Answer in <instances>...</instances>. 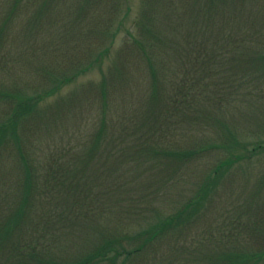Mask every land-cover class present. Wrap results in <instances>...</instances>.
<instances>
[{"label":"rangeland","instance_id":"obj_1","mask_svg":"<svg viewBox=\"0 0 264 264\" xmlns=\"http://www.w3.org/2000/svg\"><path fill=\"white\" fill-rule=\"evenodd\" d=\"M191 36L198 50L210 49L215 41L218 60L226 58L221 46L227 41L228 54L234 58L257 56L251 66L238 68L253 80L237 89L240 96L227 92L231 96L222 94L225 100L221 103L202 106L210 118L205 123L201 119L196 124L180 123L174 131L172 119L169 128L167 123V127L158 124L160 134L168 136L165 145L170 149L200 142L220 146L223 139L228 144L236 141L238 146L250 144V150L253 143H264V61L260 59L264 56V0H0V53L10 52L8 56L25 61L18 75L14 70L3 75L4 82L7 78L20 85L46 84L44 57L57 63V67L51 66L53 72H60V67L74 72L80 61L98 58L99 62L77 72L74 80L41 102L18 130L26 161L34 175H42L33 183L29 195L33 205L26 221L42 208L41 201L50 202L54 197H48L41 180L51 169V159L57 173L58 150L68 153L72 169H79L66 170L67 182L86 186V202L93 197L92 209L87 208L89 212L83 216L89 226L83 225L82 233L75 231L73 243H69L68 229L51 231L57 233L56 255L66 249L64 255L72 256L102 235L126 233L127 238L137 240L133 236L177 212L197 193L199 182L217 159L215 149L208 152L209 157L194 161L136 157L141 133L136 132V124L133 133L127 130L130 118L151 125L154 119L148 111L166 112L162 107L166 89L160 88L158 98L149 100L154 90L148 55L161 68L156 56L174 58L171 49ZM155 71L160 74L159 69ZM100 127L104 136L94 150ZM255 152L214 184L216 188L189 223L162 232L138 255L120 257L116 264H205L220 244L242 241L248 244V251L264 248V226L261 234L252 232L251 220L264 219V149ZM21 174L15 151H1L0 207L4 214L20 195L22 186L16 183ZM101 185L118 186L116 197L99 196ZM94 212L98 214L93 216ZM258 238V244L250 242Z\"/></svg>","mask_w":264,"mask_h":264},{"label":"trees","instance_id":"obj_2","mask_svg":"<svg viewBox=\"0 0 264 264\" xmlns=\"http://www.w3.org/2000/svg\"><path fill=\"white\" fill-rule=\"evenodd\" d=\"M7 23L5 21V24ZM183 41L185 42L182 45H177L175 49H171L175 54L173 55L174 58L166 59L167 54L156 56L159 57L156 61L161 68L155 67L152 63L155 57L148 55V63L151 66L150 70L153 78L152 89L154 90L149 100L155 101L159 96L158 92H161L160 88L166 89L167 91L165 90L166 93H164L165 103L162 106L165 107L166 112L160 110L155 114L148 111L154 119L151 125L140 124L141 122L134 123L133 119L130 118L131 122L127 130H131L132 132H129L133 133L136 124V132L141 133L138 138L139 148H136V157L158 155L176 161H194L197 157L199 159L209 157L208 152L215 149L217 159L214 165L199 182L200 185L197 193L194 194L195 196L191 197L177 212L168 214L166 218L158 220L152 226L140 232L139 235L133 236L135 239L138 238L137 240H131L129 236L127 238L126 233L102 235L94 240L90 246L82 251L78 250L72 256L64 255L68 251L60 249L58 245L57 248L61 250V253H64L60 256L56 255L55 241L57 233L51 234V231L60 228L68 229L69 243H73L74 237L77 236L75 231L82 233V226H89L84 221L83 216L89 212L87 208H91L93 197L86 202L84 200V197L88 195L86 186H83V183H78V181L67 182L65 172L71 168L72 163L67 158L68 153L58 150L57 173L56 168H54L56 162L51 159V169L43 175L41 180L47 190L48 197L54 195L56 198L51 197L50 202L41 201L43 203L42 208L38 213L36 210L26 221V213L33 205L29 198L33 183L35 178L42 175H34L32 165L26 161V147L22 145L18 130L23 125L22 121L30 116L33 117L41 102L55 95L59 88L74 80L77 77V72L79 74L84 70L87 71L95 63H99L98 58L87 62H76L78 68L74 72H69L60 66V72H57V69H55L56 72H53L51 66L57 67V63L55 65L54 59L44 57L41 62L44 63L45 71L43 73L45 74L44 81L46 84L20 85L15 81L10 82L7 78L4 82L3 75H9L13 70V74L18 75L17 73L24 69L25 61L13 58L10 55L9 57L8 53L10 52L0 53V102L2 103L0 104V152L12 148V151H15V157L20 161L22 170L21 181L16 183H20L19 185L22 186L20 195H18L14 205L16 207L11 206L7 214H4L2 207H0V264H116L120 257L130 259V257L138 255L137 253L155 236H161L159 234L166 230L189 223L197 215L207 194L216 188L214 184L218 180H222L228 171L245 163L248 158L256 153V150L264 149V143L261 142L253 143V148L251 147L249 150L250 144L238 146L239 144L236 141H234L236 144H228L226 143L227 140L223 139H221L220 146L213 145L210 142H200V144L191 146L187 143L188 146L186 147L174 145L175 149H170L168 145H165V141H167L165 138L168 136L165 135L164 138L163 134H160L157 130L158 124L161 127H167L168 125L169 128V120L172 119L174 131L180 126V123L196 124L199 119L204 123L207 122L210 118H208L202 106L216 105L217 102L221 103L225 100L222 94L227 92L233 94V96H240L241 91L237 89L244 85H250L253 77L250 78L239 73L238 68H241L243 64V68L251 66V63L256 62L257 57L247 58V60H243L242 57L234 58V56L228 54L227 46L229 42L227 41L221 46V50L222 55L224 56L226 53V58H228L223 57L224 59L218 60L215 41H212L211 48L207 50H198L199 47L192 36L183 39ZM260 59L264 61V56ZM28 63L30 62L28 61ZM262 63L264 65V62ZM15 64H19V68H16ZM216 67H220L219 70ZM155 69H159L160 74H157ZM102 83H104V80ZM104 89L102 87L103 91ZM229 93L226 94V97L231 96ZM212 108L215 109L216 107L213 106ZM122 129H125V127ZM103 130L104 128L100 127L96 131L97 138L95 139L94 150L99 144V139L104 136L101 134ZM173 144H175V141H173ZM81 164L82 167L85 166L83 162ZM70 170L79 171L77 168H71ZM80 171L83 172L82 169ZM84 184H87V182H84ZM38 186H40V182ZM115 188H118V186L107 185L97 189L100 192L99 196L104 197L107 195L115 196L117 192ZM98 206L94 209L97 210ZM97 214L96 212L92 213L93 216ZM251 221L254 227L252 228L253 235L261 234L264 219ZM258 237L260 238V235ZM259 238L250 242L252 244L257 242L258 244ZM129 242H133L130 247L127 246ZM234 244H224L222 246L220 244V247H215L212 250L213 252L210 253L211 255L206 257L205 264H264V248L248 251V248H246L248 244L242 241L240 244Z\"/></svg>","mask_w":264,"mask_h":264}]
</instances>
